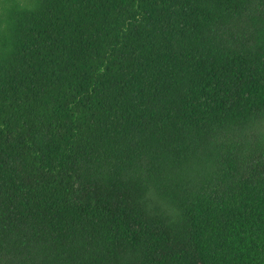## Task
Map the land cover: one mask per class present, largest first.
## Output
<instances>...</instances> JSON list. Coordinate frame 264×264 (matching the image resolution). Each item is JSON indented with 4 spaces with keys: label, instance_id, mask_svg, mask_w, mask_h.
<instances>
[{
    "label": "trees",
    "instance_id": "obj_1",
    "mask_svg": "<svg viewBox=\"0 0 264 264\" xmlns=\"http://www.w3.org/2000/svg\"><path fill=\"white\" fill-rule=\"evenodd\" d=\"M0 264H264V0H0Z\"/></svg>",
    "mask_w": 264,
    "mask_h": 264
}]
</instances>
